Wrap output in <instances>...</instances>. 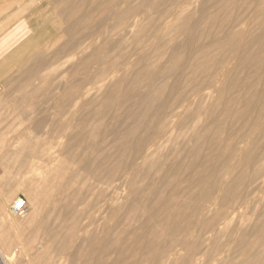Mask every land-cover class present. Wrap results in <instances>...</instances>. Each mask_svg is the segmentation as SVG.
Wrapping results in <instances>:
<instances>
[{
	"label": "bare ground",
	"instance_id": "6f19581e",
	"mask_svg": "<svg viewBox=\"0 0 264 264\" xmlns=\"http://www.w3.org/2000/svg\"><path fill=\"white\" fill-rule=\"evenodd\" d=\"M104 1L74 0L73 4L71 0H61L58 7L60 10L66 7L65 32L70 34V38L55 53H64L73 48L80 52L81 49L78 67L98 65L96 71L79 84L87 86L83 89L82 97L89 100L88 105L118 101L120 97L115 91L126 75L117 81L113 93L110 87L104 96L97 98L95 94L100 88L112 85L106 80L108 74L126 65L127 60L113 64V67L110 62L102 63L100 47H93L95 37H84V17L75 18V13H83L82 6L87 3L101 14L114 13L116 21L107 33L110 37L121 35L118 41H110L116 51L122 50L125 36L130 33L126 31L137 25L135 21L126 24L125 18L129 20L132 14L141 12L145 15L144 26L149 32L143 41L141 32H134L133 44L140 48L145 42L151 55L143 56L136 63L135 78L146 80V89L141 92L137 83L133 84L135 81H132V93L137 95L133 100L134 108L127 112H119V108L114 110L112 126L105 129L107 137L97 145L95 152H87L86 145H82L80 150L76 146L68 148V155H80L83 164H89V167L82 166L80 174L87 178L91 176L95 185L91 187L96 190L80 184L88 192L93 189L92 196L80 200L65 184L60 190L55 180L49 179L50 182L45 181L46 184L42 180L44 185H29L31 187L27 186L26 191L31 195L41 194L50 189L48 185H53L52 189L60 191L62 197L56 201L58 206L49 210L45 208L42 212L34 210L24 221L36 224L35 229L62 223L68 225L70 231L64 241L71 243L75 238L83 243L87 241L93 254L98 244L108 240L92 242L94 232H89L90 226L97 222L102 212L107 211L110 216H117L116 219L123 215L125 222L134 218L140 212L137 207L124 214L115 210L118 190L124 182L131 191H135L138 178L155 169L153 178L157 180V185L141 186L138 192L139 198L147 201L142 210L144 222L139 234L149 230L153 234L151 240L165 241L169 236L171 243L157 253L150 252L149 257H143L140 264H199L200 261H213L230 244L235 249L221 258L223 264H264V202H260L261 195L258 198V193L264 192V32L248 30L253 23L261 25L264 30V0H141L136 8H129V0H109L106 4ZM153 10L157 11L159 20L150 18ZM92 12L87 10V16ZM259 14L263 15L260 20L258 17L256 19ZM97 21L94 35L103 33L100 32L101 19ZM164 22L171 28L167 35L156 32ZM79 27L83 31L75 33ZM121 29L123 32H116ZM149 36H154L156 41L147 43ZM86 47H91L90 56H83ZM123 52V55L133 54L131 46H125ZM151 56L155 60L145 63V58ZM57 60V56L52 55L46 63L40 62L38 66L47 67L45 65H53ZM34 69L39 72L36 74L43 76L40 74L42 67ZM170 78L171 82L168 81ZM9 84L6 90L12 92L15 85L12 82ZM125 96L120 99L128 101L132 98L129 93ZM92 114L98 117L95 111ZM201 114L207 118L200 130L198 123ZM101 125L102 122H98L94 126L92 137L99 135ZM33 126L38 129L40 121L35 119ZM177 131L182 132V137H178L183 141L181 145L176 143L178 138L174 135ZM3 134L0 131V139ZM82 134L84 138L85 132ZM183 146L186 152L182 156L179 150ZM128 149L131 151L128 159L124 160V152L126 154ZM7 154L3 158H12L14 162L20 155ZM20 156L22 161L24 156ZM95 156L100 159L96 164L92 161ZM109 162L114 166L120 164L119 168L124 173L120 181V175L116 177L119 168L108 169ZM167 162H170V166L171 162H176L177 167L162 168ZM187 175L191 179L181 182V178L186 179ZM60 176L67 177L69 174L63 172ZM146 187H150L151 191L147 188L149 192H145ZM0 203L2 212L4 202ZM77 203H86L93 208L79 211L74 208ZM248 209L255 213L261 210L254 222L247 223L249 226L245 230L240 225H232L233 217ZM185 228L192 230L191 236H187ZM251 231L253 235L250 233V237L248 232ZM53 234L50 232L48 236L51 238ZM223 238L225 242L220 244ZM152 244L148 242L141 247L148 249ZM137 246L140 247L139 243H134L127 249L142 256L146 250L138 252ZM174 246H178V250ZM179 251L187 255L181 263L176 258ZM75 253L78 256L84 252L79 250ZM2 264L7 263L2 260Z\"/></svg>",
	"mask_w": 264,
	"mask_h": 264
},
{
	"label": "rangeland",
	"instance_id": "374dc122",
	"mask_svg": "<svg viewBox=\"0 0 264 264\" xmlns=\"http://www.w3.org/2000/svg\"><path fill=\"white\" fill-rule=\"evenodd\" d=\"M129 1V8H136L141 3V0ZM75 2L71 0V3L74 4ZM108 2L109 0H105L103 3L106 4ZM59 4H61V0H0V58L2 57L0 62L3 67L0 70V131L4 132L3 137L0 139V202H4L5 206H3V211H0V264H2V260L7 264H140L144 260L143 257H149L150 252L157 253L167 248L171 243L169 236H166L165 241L151 240L153 234L149 230L139 234L142 231L144 222L142 210L144 209L143 206L146 207L147 201L139 198L138 192L141 186L157 185V180L153 178V174L156 172L155 169L148 175L138 178L135 191H131L123 182L118 190L119 194L115 193V195L117 194L115 210L120 214H124L129 212L132 207H137L140 212L134 218L125 222L122 220L123 215H119L118 220L116 219L117 216L112 217L109 214L110 212L107 211L102 212L97 222L90 226L89 232H94L92 235L93 240L91 239L92 242H99L101 239L108 240L96 246L94 255L90 252V245L87 241L83 243L78 241L79 239L77 238L71 243L64 241L70 231L68 225L62 223L50 228L35 229L36 224L24 221L27 215L34 210L42 212L45 208L49 210L53 209L54 206H58L56 201L59 197H62L59 193L60 191L57 192V189H52L54 188L52 187L53 185H48V188L52 190L47 189V192L31 195L26 191V187L29 185L35 186L37 183L40 186L43 183L46 184L45 181L55 180L60 190L65 184L73 192V195L80 200L82 198L86 200L92 196L93 189L96 190V188L91 187L95 186L94 179L91 176L87 178V176L80 174L82 166L83 168L89 167V164L87 162L83 164L80 155H71L72 157L68 155V148L76 146L80 150L82 145H86L87 152H95L94 149L97 150V145L102 142L103 138L107 137L105 129H109L112 126L114 110L119 108V112H127L134 108L133 103L137 95H135V92L132 93L133 84L137 83L141 92L146 89L145 84L147 81L142 80L141 77L135 78L136 63L143 56L148 57L151 55V52L145 42L140 48L133 44L134 32H141V41L146 38L147 32H149L144 26L146 18L143 13H134L129 20L127 17L125 18L126 24L135 21L137 25L126 31L130 33L125 36L124 46H122V50L118 49L116 51L111 47L110 41H118L121 35H111L110 37L107 33L110 32V27L116 21L114 13L101 14L96 11V8L91 7L90 3L82 6L83 13H75V18L84 17L83 21L86 24V31L83 32L84 37L88 38L91 35L95 37L96 41L93 47H100V60H102V63L108 64L110 62L112 64L111 67H113V64L118 65L120 62L127 60L126 65L114 69L112 73L108 74L106 80L112 85L107 86V88H100L95 96L97 98L104 96L106 92L110 91V87L111 89L113 88L111 90L113 93L116 89L115 85L118 84L117 81L123 75H126V78L115 93L120 98L127 97L125 95L129 93V97L132 98H129L128 101L118 98V101L111 100L107 104L94 102V104L88 105L89 100L85 99L86 97H82L83 89L87 86L79 84L83 78L89 77V74L94 73L98 65H94V67H78L81 49L80 52L73 48L64 53L56 54L61 50L60 47L70 38V34L65 32L64 13H66V7L60 10ZM87 10H92L93 12L87 16ZM149 16L151 19L159 20V15L155 10L151 11ZM257 17L260 20L263 15H256V19ZM98 19H101L102 27L100 32L103 33L94 35L93 31L98 25ZM262 27L264 28V25ZM248 30L250 32H264L261 25L255 23L250 24ZM82 31L83 29L79 27L74 32L79 33ZM116 32H123V30ZM156 32L167 35L171 32V28L164 22L156 29ZM153 41L155 42L156 38L149 36L147 43ZM125 46H131L132 55H123ZM90 48L86 47L83 56H90ZM52 55L57 56L58 60L56 63L45 65L47 67L38 66L40 62L46 63L47 59ZM154 60L155 57L151 56L150 58H145L144 62L151 63ZM38 67L43 68L40 70V74L43 76L36 74L39 72H36L34 68ZM23 73L25 74L24 77L22 76L24 75ZM47 74L49 78H47ZM133 80L135 82L132 84ZM7 81L15 85L12 92H7L6 90L8 89L7 84H9ZM168 81L171 82V78ZM186 92L188 93V90ZM93 111L98 114L97 118L93 116ZM206 118L205 114H201L198 123L200 130ZM35 119L40 121L38 129L33 126ZM98 122H102V129L98 136L92 137L94 135L92 134L94 126ZM84 132L86 136L82 138V133ZM181 133V131H177L174 135L175 138L182 137ZM181 140V138H178L176 143L181 145L183 142ZM24 146H26L25 150ZM107 147L109 148V146ZM184 148L185 146L179 150L182 156L186 152ZM24 151L27 152L23 153ZM130 151L128 149L126 154L124 152L122 159L127 160ZM7 153L9 155L10 153H17L22 155V157L24 156L22 158L23 162L20 161V155H18L19 162L18 160L14 162L12 158L5 160L3 157L8 155ZM92 161L96 164L100 161L99 156H95ZM168 163L170 162L166 163L167 167L166 164H163L162 168L174 169V166L177 167L176 162H171V166ZM119 165L114 166L113 163H107L108 169L119 168ZM63 172H67L69 176L61 177L60 175ZM122 173L119 168L116 173V177L120 175L118 181L122 179V175L124 176V173ZM36 174L37 176H35ZM187 179H191L189 175L186 176V179L182 177L181 182L184 183L188 181ZM42 180L44 181L43 183ZM58 181L60 185L57 183ZM80 183H84L88 189L89 187L93 189L88 192L86 188L81 187ZM66 187L64 186V188ZM122 188L123 191H121ZM147 188L149 189L150 187H146L145 192H149L150 189L148 190ZM263 193H258V198L260 195L262 196V198L260 197V200H262L260 202H264ZM95 194H97V191ZM19 196L23 197L26 202L22 216L13 214L10 209L13 201ZM36 198L38 202L35 201ZM74 208L79 211H90L93 206H89L86 203H77ZM259 212L261 210H257L255 213L248 209L238 213V215L233 217L232 225H240L241 229L245 230L249 224L254 222ZM239 219L240 221H238ZM18 221L19 223H17ZM185 230L187 236H191V233H193L190 228H185ZM50 232L52 234L54 232V236L52 235L51 238L48 236ZM250 233L253 235V231L248 232L251 237ZM47 237L49 238L47 239ZM148 242L153 243L150 247L147 246L148 249L141 247ZM224 242L225 238L220 240V244H224ZM134 243H139L140 245V247H136L138 252L141 249L146 250L142 256H137L138 254L135 255L134 252L127 249ZM174 249L178 250V246H174ZM234 249L231 244L227 245L222 255L215 256L213 261H200L199 264H223L221 258L227 253H231ZM79 250L82 253L84 252V255L79 254L76 256L75 252ZM181 252L176 255L180 263L187 256L186 253L182 252V254ZM234 260H237V258H234Z\"/></svg>",
	"mask_w": 264,
	"mask_h": 264
},
{
	"label": "built area",
	"instance_id": "2783aa9c",
	"mask_svg": "<svg viewBox=\"0 0 264 264\" xmlns=\"http://www.w3.org/2000/svg\"><path fill=\"white\" fill-rule=\"evenodd\" d=\"M11 211L14 214L21 215L25 211V200L23 197H17L11 204Z\"/></svg>",
	"mask_w": 264,
	"mask_h": 264
},
{
	"label": "crops",
	"instance_id": "0c3cea01",
	"mask_svg": "<svg viewBox=\"0 0 264 264\" xmlns=\"http://www.w3.org/2000/svg\"><path fill=\"white\" fill-rule=\"evenodd\" d=\"M0 45H1V44H0ZM1 58H2V57H1ZM1 58H0V59H1ZM2 69H3V67L1 66V62H0V70H2Z\"/></svg>",
	"mask_w": 264,
	"mask_h": 264
}]
</instances>
